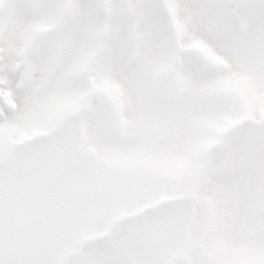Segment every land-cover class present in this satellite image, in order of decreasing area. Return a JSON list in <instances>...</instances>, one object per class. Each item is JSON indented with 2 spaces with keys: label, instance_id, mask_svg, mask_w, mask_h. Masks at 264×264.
I'll use <instances>...</instances> for the list:
<instances>
[{
  "label": "snow or ice",
  "instance_id": "snow-or-ice-1",
  "mask_svg": "<svg viewBox=\"0 0 264 264\" xmlns=\"http://www.w3.org/2000/svg\"><path fill=\"white\" fill-rule=\"evenodd\" d=\"M0 264H264V0H0Z\"/></svg>",
  "mask_w": 264,
  "mask_h": 264
}]
</instances>
